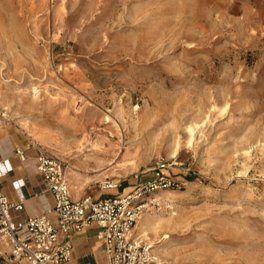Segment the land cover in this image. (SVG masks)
<instances>
[{
    "label": "rangeland",
    "instance_id": "374dc122",
    "mask_svg": "<svg viewBox=\"0 0 264 264\" xmlns=\"http://www.w3.org/2000/svg\"><path fill=\"white\" fill-rule=\"evenodd\" d=\"M0 101L74 194L169 164L135 225L160 264H264V0H0Z\"/></svg>",
    "mask_w": 264,
    "mask_h": 264
},
{
    "label": "built area",
    "instance_id": "2783aa9c",
    "mask_svg": "<svg viewBox=\"0 0 264 264\" xmlns=\"http://www.w3.org/2000/svg\"><path fill=\"white\" fill-rule=\"evenodd\" d=\"M21 164L32 165L44 189L51 194L52 206L38 216H22L27 196L12 202L0 184V239L10 246L11 259H25L28 264H61L71 258V235L95 224L96 238L108 264H160L151 252V244L134 230L141 210L156 199L147 195L175 186L166 175L169 164L156 163L154 179L134 186L122 195L94 198L89 195L73 199L66 177V164L33 143L13 150ZM0 156V164H1ZM29 178L22 180L28 186ZM119 184L105 180L102 190ZM34 193H32L33 195ZM53 216V217H52Z\"/></svg>",
    "mask_w": 264,
    "mask_h": 264
},
{
    "label": "crops",
    "instance_id": "0c3cea01",
    "mask_svg": "<svg viewBox=\"0 0 264 264\" xmlns=\"http://www.w3.org/2000/svg\"><path fill=\"white\" fill-rule=\"evenodd\" d=\"M29 144V142H24L18 136L17 129H13L10 124L0 121V156L2 159L0 164V184L2 190L12 202L17 201L20 195L26 197L29 192L21 215L38 216L52 206L51 194L44 189L40 176L36 173L33 166L31 164L28 166L21 164L13 153L15 148L26 149ZM24 178H29V187L22 186ZM127 188H131V186H127L124 192L127 191ZM32 193L34 194L32 195ZM71 194L73 199L87 196L80 192L74 194L72 189ZM136 229L135 226V232ZM97 231L98 227L93 224L78 233L72 234L70 237L73 245L71 258L61 264H108L102 252V242L96 238ZM0 264H28V262L22 258L11 259L10 246L0 239Z\"/></svg>",
    "mask_w": 264,
    "mask_h": 264
},
{
    "label": "bare ground",
    "instance_id": "6f19581e",
    "mask_svg": "<svg viewBox=\"0 0 264 264\" xmlns=\"http://www.w3.org/2000/svg\"><path fill=\"white\" fill-rule=\"evenodd\" d=\"M1 107H3V103H2V101H0V108H1ZM3 115H6V113H4ZM145 227H147V223H146V221L144 220V221L141 222V224L139 225V229H140L141 231H143Z\"/></svg>",
    "mask_w": 264,
    "mask_h": 264
}]
</instances>
